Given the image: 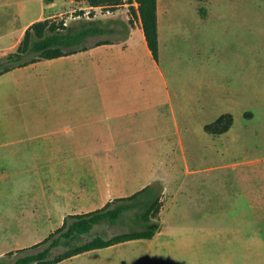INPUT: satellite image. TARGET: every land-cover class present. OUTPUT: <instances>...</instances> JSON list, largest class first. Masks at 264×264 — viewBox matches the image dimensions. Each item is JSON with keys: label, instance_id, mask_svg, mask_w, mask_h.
I'll use <instances>...</instances> for the list:
<instances>
[{"label": "rangeland", "instance_id": "rangeland-1", "mask_svg": "<svg viewBox=\"0 0 264 264\" xmlns=\"http://www.w3.org/2000/svg\"><path fill=\"white\" fill-rule=\"evenodd\" d=\"M32 1L33 15L24 27L57 19L71 29L90 21L115 29L89 38L86 44L117 42L131 29H141L139 16H132L127 4L112 11L85 1L42 0L36 9ZM156 1L159 71L138 45L136 52L144 69L158 76V105H153L152 122L147 112L133 116L129 131L122 135L128 140L95 145L97 150L105 146L103 160H98L97 150L94 156L85 155L92 145H77L71 143L70 133H55L74 123L56 119L55 96L40 95L38 89H59L70 86V81L48 76L44 81L34 75L48 67L0 76V89H19L11 108L0 106L1 262L13 264L15 256L5 253L42 241L67 214L99 208L107 182L121 189L122 193H111L116 198L130 195L133 187L155 176L163 188L165 213L157 217L162 233L116 246L127 250L126 264H137L140 258L141 264H264V0ZM21 38L17 32L0 40V56L14 51ZM150 77L144 73L134 80L135 86L149 87ZM39 105L47 107L46 123L54 131L46 150L39 139L19 140L1 132L11 122L38 121L30 119L29 111ZM156 112L160 131L165 122L171 131L166 143L161 138L144 143L138 127L148 115L155 129ZM226 113L232 116L227 132H205V125ZM134 214L129 211L114 226L96 225L71 244L134 228ZM65 249L55 248L52 255ZM107 253L92 251L65 264H107L117 258Z\"/></svg>", "mask_w": 264, "mask_h": 264}, {"label": "crops", "instance_id": "crops-1", "mask_svg": "<svg viewBox=\"0 0 264 264\" xmlns=\"http://www.w3.org/2000/svg\"><path fill=\"white\" fill-rule=\"evenodd\" d=\"M31 1L32 0H0V40L15 37L17 32L20 33V38L23 36L24 30L30 25V22H28L25 27L23 25L27 23V21H30L29 17L33 15L29 13ZM35 2V8L37 9V6L40 4L39 2L42 4V0H35ZM37 14L38 11L34 15ZM22 19H25V21L23 22ZM159 37L160 33L158 29V42ZM98 41L100 40L87 44L89 45L88 49L84 51H79L56 59L40 60L0 75H15L22 72L31 73V71H35L36 68L48 67L46 70L44 68V70L35 72L34 75H39L40 79L44 81L47 80V76L57 81H70V86L59 89L56 88L51 90L40 86L38 92L40 95L55 96L54 111L52 113L55 115L56 119L68 118L74 123L70 127L63 128L64 126H60L55 133H70L72 137L71 143H76L77 145H92V147H87L85 152L87 157L94 156L98 148H96L95 145L116 144L123 140H128L126 138L122 139V135L129 131V125L134 115L143 112L150 113L152 122L153 105H158V96L160 92L157 74L154 73V70L148 72L144 69V64H142L144 61L137 57L138 53L136 51L138 45V47L142 49L144 56L148 58V62L159 71V61L156 62L152 58L146 46L142 28L140 30L131 29L128 36L121 38L117 42L110 41V43L95 45ZM138 60H141L139 65ZM63 62L67 63L63 64ZM49 71H51L52 74ZM144 73H150L151 75L150 86L145 88L136 87L134 80L141 79ZM18 91L19 89L14 86L0 89V106L11 108V104L15 102V96L13 94L17 95ZM9 95H11L12 98H8ZM170 101V95H167L166 103L169 104ZM25 112L24 110L22 111L23 114H25ZM29 113H32L30 119L32 117L35 119L38 118V121H34L33 124L30 123V120L26 121L25 119L18 124L16 122H11L7 124L6 127H3L1 132H5V136L7 137H11L9 134H13L11 138L19 137V140L25 139L30 141L32 139H39L43 145L45 144L46 150V145L51 142L49 137L54 134V131L51 130L50 126L46 123L47 107L45 105H39L32 112L29 111ZM158 117L159 115L156 112L155 129H153L152 124L149 125L148 115L145 117V123L143 122V125L138 127L143 133L141 137L142 142H157L159 138H161V142L166 143L171 127L165 122L162 131H160ZM159 133L161 136H159ZM62 141V139L55 140V144H60ZM104 147L105 146H101L97 150L99 152L98 156H101L98 160H103L102 158L105 154H102L101 151ZM105 149L106 152H108L107 148ZM59 150L62 153V147H59ZM154 179H157V177L150 176L140 182L137 188L133 187L131 189V194L154 181ZM106 188V194L101 196L100 207L107 201L114 199V196H110L112 192H121V189L115 186L112 187L108 182ZM123 195L126 196V194ZM161 207L160 216L165 213V209L163 210L165 206ZM85 212L88 211H83L81 213ZM159 233H162L161 227L155 234ZM120 245L121 244L93 251L102 250V252L106 253L111 252V254H114L113 257H117L107 260V264H126L127 260L125 257L127 256V250L116 247ZM133 252L136 253L137 250ZM83 254L73 256L72 258L56 264L71 263L72 260ZM139 255L143 257L142 253ZM142 260L143 258H140L137 264H141L143 262ZM101 264L106 263L102 261Z\"/></svg>", "mask_w": 264, "mask_h": 264}, {"label": "trees", "instance_id": "trees-1", "mask_svg": "<svg viewBox=\"0 0 264 264\" xmlns=\"http://www.w3.org/2000/svg\"><path fill=\"white\" fill-rule=\"evenodd\" d=\"M52 3L55 0H43ZM85 1L90 7L115 10L127 4L131 15L139 16L146 46L152 58L159 61L156 0H75ZM115 29L99 25L95 21L81 24L76 29L66 27L64 21L44 19L30 24L17 47L11 53L0 56V75L15 68L27 66L40 60L56 59L88 49L89 38L111 34ZM110 43L100 40L95 45ZM232 125V116L222 114L204 126L207 133L223 134ZM162 184L155 180L131 195L107 201L102 207L85 212L67 214L62 224L42 241L4 255H14L13 264H56L89 251L139 239H151L160 229L158 215L162 206ZM134 210V228L109 237L101 235L73 245V241L88 235L99 224L116 225L129 211ZM119 221V222H120ZM64 246L65 250L52 255V250ZM36 250V251H35ZM0 264H8L1 262Z\"/></svg>", "mask_w": 264, "mask_h": 264}]
</instances>
